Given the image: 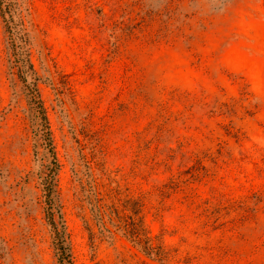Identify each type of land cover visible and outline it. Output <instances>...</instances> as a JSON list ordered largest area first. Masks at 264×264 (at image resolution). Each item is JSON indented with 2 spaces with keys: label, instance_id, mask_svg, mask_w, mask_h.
Returning a JSON list of instances; mask_svg holds the SVG:
<instances>
[{
  "label": "rangeland",
  "instance_id": "374dc122",
  "mask_svg": "<svg viewBox=\"0 0 264 264\" xmlns=\"http://www.w3.org/2000/svg\"><path fill=\"white\" fill-rule=\"evenodd\" d=\"M14 2L52 147L0 14V264H61L50 217L73 264H264V0Z\"/></svg>",
  "mask_w": 264,
  "mask_h": 264
},
{
  "label": "trees",
  "instance_id": "16d2710c",
  "mask_svg": "<svg viewBox=\"0 0 264 264\" xmlns=\"http://www.w3.org/2000/svg\"><path fill=\"white\" fill-rule=\"evenodd\" d=\"M0 14L9 33L11 61L28 89L30 104L41 116L42 138L47 145L52 147L49 122L36 84V78L34 77L33 64L25 51L27 38L14 0H0ZM49 219L54 229V244L60 263L73 264L64 231L59 228L52 217Z\"/></svg>",
  "mask_w": 264,
  "mask_h": 264
}]
</instances>
